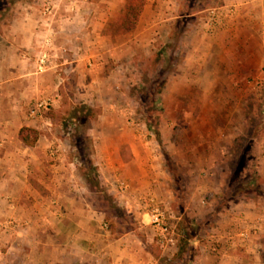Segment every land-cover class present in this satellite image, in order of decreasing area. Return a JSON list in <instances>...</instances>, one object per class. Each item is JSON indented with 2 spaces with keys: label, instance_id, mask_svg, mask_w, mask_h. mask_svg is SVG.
I'll list each match as a JSON object with an SVG mask.
<instances>
[{
  "label": "rangeland",
  "instance_id": "374dc122",
  "mask_svg": "<svg viewBox=\"0 0 264 264\" xmlns=\"http://www.w3.org/2000/svg\"><path fill=\"white\" fill-rule=\"evenodd\" d=\"M124 3L0 0V178L10 182L16 201L6 224L13 230L0 219V264L20 263L23 247L29 264H41L32 248L36 241H53L56 222L49 199L58 192L83 195L106 224V230L100 224V232L109 239L140 238L136 248L143 264H162L159 259L177 249L182 258L177 255L170 264H179L188 244L195 260L197 246L214 243L215 231L235 236L240 228L246 239L256 229L242 230L241 222L228 221L240 210L230 207L240 200H254L264 210L263 42L257 36L246 43L225 42L230 30L224 22L236 12L235 0H144L135 27L122 33ZM252 9L249 20L258 23L264 39V0H254ZM209 10L218 13L216 21L208 19ZM242 14L247 18V11ZM178 17H186L184 30L192 31L169 48L172 58L159 55L154 61L155 53L167 50ZM241 24L239 35H249L245 19ZM193 31L206 36L204 44L212 51L206 67L225 73L206 90L176 70L186 51L182 42L188 44ZM246 46L252 50L246 53ZM21 126L36 129L33 146L18 139ZM130 143L149 169L143 178L166 184L139 192L141 184L131 180L141 171L139 163L120 168ZM92 167L99 185L85 181L86 172L96 178ZM159 168L164 178L153 175ZM166 190L175 194L168 206L155 196ZM153 204L164 211L172 243L160 245L151 233L146 214ZM26 225L40 230L22 229ZM9 239L15 248L8 254Z\"/></svg>",
  "mask_w": 264,
  "mask_h": 264
},
{
  "label": "crops",
  "instance_id": "0c3cea01",
  "mask_svg": "<svg viewBox=\"0 0 264 264\" xmlns=\"http://www.w3.org/2000/svg\"><path fill=\"white\" fill-rule=\"evenodd\" d=\"M253 2L254 0H235L234 9L236 12H234L232 19H227L224 22V25L230 30V35L228 36V39H225V42L230 41L232 44H235L236 42L246 43L257 36L258 40H261V42H263L262 45L264 46V39L258 35V31L260 30L258 28V23H253L249 20L252 18L251 13L254 10L252 9ZM242 11H247V18L243 17ZM244 19L251 29L250 34L246 36L239 35V29L240 26H242L241 23ZM263 26L264 23L260 25L261 28ZM189 31L192 30H184L181 37L184 33ZM205 37L204 34L198 35L193 31L186 40L188 44L182 42L186 51L182 60L179 61V63L181 62V65L176 67V70H183L182 73H185L187 79L190 81L198 80L199 86H201L203 90H206V87L207 89L211 88L215 82H218V80L221 79L220 75L225 74L217 68L211 69V67H206L207 64H209V54H211L212 51L209 50L210 47H208L207 44H204V42H206V39H204ZM185 45H187V48ZM223 47H220V51ZM229 48L232 52V47L229 46ZM243 49L246 53L247 50H252L251 47L247 46ZM216 55L218 56L220 54L217 53ZM226 63L228 64V62ZM232 63L235 64V61H232ZM205 83H208L209 85L207 86ZM137 136L140 139L141 135L137 134ZM220 136L223 137L224 133L220 132ZM129 146L128 157L127 159L122 160L120 168L127 169V167H132L139 163V157H137L139 155L136 152V147L131 145V143ZM3 154H6V151H4ZM139 166L141 171L135 175L136 177L134 180L131 178L132 181L141 184V188H138L139 192L144 193L147 190L145 187L150 184H161V186H163L164 183L166 184L164 179H161L160 181L156 180L152 183L148 181V179L145 180L142 175L149 172V169L144 165H141V162L139 163ZM155 171L156 173H153V175L156 176L159 174L161 176L162 174L161 177L164 178V169L159 168L155 169ZM153 178L154 176L152 179ZM4 182L6 188L4 191L0 190V215L2 216L0 219H4V221L1 222V226H5L8 219L14 217L13 214H15L14 211L16 208L14 194L9 191L11 186V184H9L10 182L8 180L4 181L0 178V186H2ZM134 182L131 184L137 185ZM160 188L162 189V187ZM157 193L158 191L155 193V196L160 197H157L156 199H159L158 202H161L164 206H168L175 200V194L172 192L170 193L169 190H166L165 195L160 192ZM142 198H145V196ZM240 201L241 202L238 200L239 203H233L230 207L231 210L239 206L240 210L236 211L235 215L233 217L231 216L228 222L232 225L242 223V230L246 228L245 230L248 231V227L252 228L254 226L256 229L251 230L252 233L251 231L249 233L247 232L248 237H246V239H243V237H240L238 234L240 228L237 230L238 232L235 233L236 237L230 235L229 231L225 232L223 229L215 231V236H213L214 243L210 244L204 240L197 246L198 254L195 260L192 261V264H264V210L262 209V211H260L261 209L259 210L258 205L256 204L258 202H255L254 200ZM49 202L52 205H49L50 209L48 212L56 222L54 228L51 229L54 234L53 241H47L42 244L36 241L38 244L35 242L33 245L34 247L32 248L35 253H38L39 257H41V260H39L41 264H143L139 259V250L136 248L138 247L136 243H140L141 239L135 236L136 240L134 238L132 240L131 238L129 239V237H125L126 235L124 234L109 239L106 232H103L102 235L100 232V224H102L101 217L93 209L88 207L83 195L75 194L73 192L67 193L66 195L58 192L56 193L55 198L49 199ZM4 206L6 208H4ZM245 206H252L253 209L249 211ZM146 215L148 217V214ZM136 217L137 214L134 215L133 218L135 219ZM252 217L253 219L250 221L243 220L244 218ZM143 220L144 219H141L140 222H143ZM6 226L7 229L11 228V230H13V226ZM24 228L26 230H40L39 227L34 229L31 226L28 227V225L24 226L22 229ZM140 228H142V226L139 225L137 229ZM150 230L152 234H157V231H155L152 226ZM13 240L14 239L7 240L9 245L7 244L5 252L8 254L12 252L11 250L13 248H15ZM29 240H31V238H29ZM171 247L172 246H170L169 249ZM23 248V250L17 248V250H22L20 263L18 264H29V257L24 253L25 247ZM53 251L54 253L56 251L55 254L57 256L52 258L51 255ZM6 258L8 259V257ZM7 259H4L6 260L5 262H8Z\"/></svg>",
  "mask_w": 264,
  "mask_h": 264
},
{
  "label": "trees",
  "instance_id": "16d2710c",
  "mask_svg": "<svg viewBox=\"0 0 264 264\" xmlns=\"http://www.w3.org/2000/svg\"><path fill=\"white\" fill-rule=\"evenodd\" d=\"M143 2L144 0H125L124 6H123V14L121 17V32L122 33H126L130 30H132L135 25L136 22L138 20V17L140 15V12L142 10V6H143ZM189 2V1H188ZM193 7V3H188V11L191 10V8ZM187 11V10H186ZM188 13V12H186ZM186 13H183L184 15ZM187 15V14H186ZM186 17H178L177 18V23L175 21V23L173 24L172 28H171V33L167 38V45L166 51H161V53H155L154 54V61H157V57L159 55H161L162 58H165L166 56H168L169 58H172V54L169 51V48H173L175 46L176 41L179 39V37L181 36L182 32L184 31V26H185V21H186ZM161 65H159V68L157 69V72L160 71V67ZM169 70H167L168 72ZM86 117H89V114H87ZM17 137L18 139L22 142L23 145L27 146V147H31L34 145L36 138H37V131L36 129L32 128V127H28V126H21L18 131H17ZM94 171V176L96 177L94 180H92V178L89 176V172L85 173V181L87 183V185H99L100 184V179L98 174L95 172V168L92 167V172ZM106 198L109 200L110 202H113V199L107 195L105 193ZM184 242V241H183ZM183 245V244H181ZM179 245V246H181ZM182 250L179 251V249H177V251H175V253H173V255L170 258H164L161 257V261H163L162 264H170V260H172L175 256L179 255V258H182V254L183 252ZM187 253L184 261L180 262L179 264H192V260H193V252L192 249L190 247V244H188L186 246V252ZM247 264V263H244Z\"/></svg>",
  "mask_w": 264,
  "mask_h": 264
},
{
  "label": "built area",
  "instance_id": "2783aa9c",
  "mask_svg": "<svg viewBox=\"0 0 264 264\" xmlns=\"http://www.w3.org/2000/svg\"><path fill=\"white\" fill-rule=\"evenodd\" d=\"M217 15L218 13L215 12L214 10H209L208 11V19L212 21L217 20ZM41 103H39L40 105ZM35 114L34 109L29 110V115L33 116ZM149 217V222L151 223L152 227L154 228L155 231H157L156 236H158V243L160 245H163V241L165 243L170 242L172 243V240L170 237H166L169 234L168 227L165 223V216H164V211L159 208L157 204H153L150 207V213L148 215ZM102 228L106 230V224L102 223ZM171 233V232H170ZM243 234V233H241Z\"/></svg>",
  "mask_w": 264,
  "mask_h": 264
}]
</instances>
